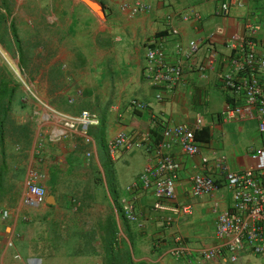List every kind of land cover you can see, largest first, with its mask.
<instances>
[{"label": "crops", "instance_id": "0c3cea01", "mask_svg": "<svg viewBox=\"0 0 264 264\" xmlns=\"http://www.w3.org/2000/svg\"><path fill=\"white\" fill-rule=\"evenodd\" d=\"M90 1L98 5V10L83 0H72L69 10H60L66 13V17L67 14L70 16L67 29L72 52L65 53L69 61L61 57H56L53 61L55 65L58 63L63 67L68 62L67 70L71 69L72 72L67 74L65 81L58 83L56 80L57 85L53 82L51 91L54 96L63 95L64 98L69 97V100L73 98L79 104L78 109L73 105L71 114L88 109L100 116L99 125L92 126L89 130L96 142L92 147L93 154L88 161L85 160L79 138H66L56 144H45L39 149L35 147V137L30 136L28 143V166L37 172L36 181L47 190L45 204L34 210H26L27 213L30 210L33 214L37 213L33 220L32 238L25 240H31L34 250L37 248L42 253L34 256L39 258V264H57L60 260L64 262L67 257H72L73 241L78 236L74 233L79 230L82 236L90 237L96 243V253H91L85 246L82 249L86 252L79 254L99 256L97 253L101 249L102 227L108 219L114 222L118 238L129 244L123 215L115 207L116 201L145 165L152 162V157L142 148H132L122 150L111 159L105 141L117 131L123 130L133 137L134 132L151 130L153 138H156L164 120L193 124L199 118L201 124L195 132L201 131L199 142L204 145L201 153L210 155L213 149L224 152L230 168L249 165L251 161L246 154L251 150L264 148L262 134L258 133L255 126L252 128L246 121L222 123L219 116L223 107L235 101L234 96L221 87L222 76L229 66L231 54L227 40L231 34L243 29L248 15L252 14L256 21L264 20V0H244L243 8L232 7L226 15L216 12L219 0H142L149 7L148 11L133 17L121 10L123 2L132 0ZM182 11H193L199 18L182 20L176 17L172 24L178 32L170 34L167 14H179ZM58 14L59 11L55 9L52 18L56 21L61 17ZM158 38H162L165 58L170 62L180 57L178 50L184 49L190 39L202 41L198 53L192 60L184 62L181 80L160 102L155 99V87L143 75L145 51L147 47L157 43ZM259 40L264 51L263 29L259 30ZM210 58L214 63L202 74L199 68ZM57 69L58 67L56 71ZM56 71L53 73L56 74ZM131 98L147 103V109L143 112L133 111L128 106ZM151 116H155L157 120L150 121ZM100 140L102 148L99 146ZM252 144L256 147H251ZM172 153L181 163L176 182L177 202L189 203L192 212L176 218L172 216L167 224L165 218L168 217V212L151 209L154 200L151 192L141 195L136 209L143 215L139 219L141 227L136 231L138 237L134 247L141 254L136 259L151 263L162 260L167 262L166 258H171L177 264H191L189 257L192 256L195 264H209L196 257L194 250L214 242L216 217L211 212L210 198L193 197L189 192L188 182L191 172L201 168V156L196 154L188 157L177 145ZM122 157L126 159V164L135 159L137 169L135 175L125 179V187L119 185L122 182L114 167V162ZM108 162L113 163L112 168L109 167L111 182L106 170ZM25 174L24 172L22 175L23 183ZM211 174L219 179L218 182L222 181L216 170H212ZM80 186L84 189H81V198L85 208L80 211L83 217H80V213L75 214L80 203L74 200V196H70L76 190L79 191ZM69 192L72 193L68 195ZM49 196H52V203L47 202ZM228 206L229 199L225 196L221 209ZM23 213V210L16 209L9 219L4 221L1 218L4 228L3 231L0 228V264H26L30 258L18 252L14 245V239L23 224ZM176 234H180L185 245L191 249L190 253L180 258H174L167 252ZM23 239L22 236L21 240L24 241ZM9 240L13 247H8ZM143 240L149 242L148 250L141 251L144 247L141 243ZM154 241L161 242L159 251L151 249ZM258 258L259 264L264 263L263 255H256L245 249L239 253L235 264H257ZM100 263L102 264V256ZM170 263L175 264L172 261Z\"/></svg>", "mask_w": 264, "mask_h": 264}, {"label": "built area", "instance_id": "2783aa9c", "mask_svg": "<svg viewBox=\"0 0 264 264\" xmlns=\"http://www.w3.org/2000/svg\"><path fill=\"white\" fill-rule=\"evenodd\" d=\"M244 6V0H219L216 12L219 15H226L232 7ZM148 9L149 7L142 0L121 4V10L126 11L129 17L137 16ZM176 13H168L166 16L170 22L168 26L170 34L178 32L176 26L172 24L176 17L182 20L199 18L193 11ZM251 15L246 17L243 29L231 34L227 40L231 54L229 66L222 76L221 87L234 96L235 101L223 107L219 116L222 123L253 120L256 130L262 134L264 133V51L259 40V30L263 29L264 33V20L256 21ZM201 43L200 39H190L184 49L178 50L181 55L173 62L165 58L162 38H158L157 43L147 47L143 75L155 87L154 96L157 101H163L181 80L184 62L192 60L198 53ZM213 63L214 60L210 58L205 65L200 66L201 73L204 74L205 69L212 67ZM20 81L25 87L24 95L33 100L30 119L37 128L32 134V137H35L36 149L45 144H56L66 138H79L84 149V158L88 161L93 154L92 147L96 143L89 130L92 126L99 125L100 116L88 109H82L77 114L63 112L31 91L29 80L28 83ZM24 100L27 102L26 99ZM147 105L136 98L128 100V106L133 111L143 112L147 109ZM151 120L157 119L151 116ZM200 124L199 118L193 124L164 120L156 138H153L151 130L134 132L133 137L119 130L108 138L105 147L111 159L122 150L132 148H142L152 157V162L145 165L136 178L125 187V192L118 197L115 207L125 220L140 224L139 219L143 213L136 209V204L141 195L151 192L154 199L151 209L168 212V217L165 218L167 224L170 223L172 216L176 218L190 214L192 206L189 203L177 202L176 182L181 163L172 153L174 146L177 145L188 157L196 154L201 156V168L192 171L189 176V192L193 197L210 198L211 212L216 217L214 242L195 249V256L209 264H235L238 262L239 253L245 249L264 256V148L251 150L246 154L252 161L249 165L230 168L226 154L216 149H213L210 155L201 153L204 145L195 138V129L200 127ZM212 170H216L221 175V182L215 180L211 174ZM37 177L35 170L32 168L28 170L18 211L38 208L45 204L47 190L44 185L36 181ZM225 196L229 199V206L221 209ZM10 217L11 213L8 209L1 211L3 220ZM21 220L27 221V215L23 213ZM8 245H13L11 240ZM159 245L160 241L156 246ZM167 252L174 258H180L190 253L191 249L185 245L182 236L176 234ZM191 257H189L191 264H195ZM33 260L29 259L26 264L40 263L39 260Z\"/></svg>", "mask_w": 264, "mask_h": 264}, {"label": "rangeland", "instance_id": "374dc122", "mask_svg": "<svg viewBox=\"0 0 264 264\" xmlns=\"http://www.w3.org/2000/svg\"><path fill=\"white\" fill-rule=\"evenodd\" d=\"M71 4L72 0H0V79L5 78L10 80L11 85L17 84L15 97L11 102L10 114L15 122H23L29 125L31 137L33 132L37 130L35 124L30 119L33 100L24 95L25 87L20 80L27 81V83L29 80L30 83L28 85L30 84L31 91L63 112L71 114L73 105H76V109L79 108V104H76L73 98L69 100V97L64 98L63 95L61 97L58 95L54 96L53 91H51V86L54 87L56 80H58V83L65 81L67 74L72 72L71 69L70 71L67 70V66H69L68 62L63 67L58 63L55 65V61H53L56 57L68 59L65 53H68V51L72 52L71 41L68 38L69 30L67 29L70 16L67 14L66 17V13H62L69 10ZM91 4L98 10L97 5L92 2ZM55 9L59 11L58 15L61 16L57 18V21L52 18ZM55 71L56 74L53 73ZM20 102H25L26 107H22ZM246 123L252 125V128L255 126L253 120L246 121ZM261 137L264 140V133H262ZM28 146L29 144H27V141L22 136L8 132L5 134L3 142L0 143V173L3 172L0 174L1 231L4 228V224L1 222V211L3 209H8L9 211L13 209L14 211L12 210L11 213H15L22 195L20 194V190L24 188L22 175L25 172L26 177L28 170L31 169L27 161L29 154ZM99 146L102 148L101 140L99 141ZM250 146L256 147L254 144ZM125 160L122 157L121 160L119 159L114 162L117 176L120 177V182H122L119 185L122 187L126 185L125 179H129L130 175H135L137 170L135 159H131L127 164ZM112 165L113 163L108 162V168L106 167L109 182H111V169L109 170V167L112 168ZM81 189L84 190L80 186L79 191L76 190L74 194L70 195L72 192L68 193V195L74 196L76 202L80 203L79 208L75 210V214L80 213L85 208L84 201L81 198ZM23 212L27 215L28 220L22 221L24 226L22 227L23 224L20 226L18 232L20 235H17L16 239H14V245H16L18 252L33 258L34 255L30 253V246L27 245L29 241L27 240L32 238L33 220L37 213L33 214L31 210L28 213L26 210H23ZM80 217H83V215L81 214ZM81 230L84 231L85 229ZM74 235H78L75 237L78 240L75 241V239L73 241V256L67 257L64 262L60 260L57 264H64L65 261H67L65 264H101L100 248L97 253L99 256L92 255L94 258L79 254L80 252H86L85 249H82L86 248L85 246H87L91 253H96V243L94 244L90 237L82 236L80 230L78 233H74ZM22 236L24 241L21 240ZM141 243L144 246L141 251L149 249V242L147 240H143ZM14 245L8 247H13ZM166 259L168 260L167 262L162 260L151 263L172 264L170 263L172 261L177 264L174 259ZM259 260L260 258H258L257 264H259Z\"/></svg>", "mask_w": 264, "mask_h": 264}, {"label": "trees", "instance_id": "16d2710c", "mask_svg": "<svg viewBox=\"0 0 264 264\" xmlns=\"http://www.w3.org/2000/svg\"><path fill=\"white\" fill-rule=\"evenodd\" d=\"M16 85L17 84L11 85V82L8 79H0V143L3 142L4 136L8 132L10 134L14 133L19 136H22L28 144L31 138L29 133L31 131L29 125L15 122V120L11 117L10 114L11 102L15 97V90L17 88ZM20 103L22 107H26L25 102ZM200 133L201 131L195 132V138L198 142L201 140ZM124 220L125 218L123 217L124 229L127 233L129 244L125 243L124 240H120L118 238V236L116 235L117 229L115 228V224L114 222L112 223L110 219L106 220V225L102 227L103 233L100 237V253L102 256V264H152L145 260L136 259V256L141 254L138 248H134L136 247L135 239L138 237L136 231L140 229V224L131 223L127 220ZM18 235H20V233ZM153 243L157 242H152L151 249L159 251V246H156L155 244L153 245ZM32 244L33 243L31 240L27 243V245L30 246L31 255H41L42 253H39V250L37 251V248L36 250H34ZM134 258L136 260H134Z\"/></svg>", "mask_w": 264, "mask_h": 264}, {"label": "water", "instance_id": "95a60500", "mask_svg": "<svg viewBox=\"0 0 264 264\" xmlns=\"http://www.w3.org/2000/svg\"><path fill=\"white\" fill-rule=\"evenodd\" d=\"M83 1H85L87 4H89L92 8H94L95 10H97V8H95V6H93L92 4H91V2L89 3V1L90 0H83ZM94 3V2H93ZM95 5H97L96 3H94ZM98 6V5H97ZM47 202L48 203H52L53 202V200H52V196H49V199H47ZM31 259H34V260H38L39 258H35V257H33V258H31Z\"/></svg>", "mask_w": 264, "mask_h": 264}, {"label": "clouds", "instance_id": "9594fccd", "mask_svg": "<svg viewBox=\"0 0 264 264\" xmlns=\"http://www.w3.org/2000/svg\"><path fill=\"white\" fill-rule=\"evenodd\" d=\"M31 259V258H30ZM39 260V259H38ZM39 262H40V260H39Z\"/></svg>", "mask_w": 264, "mask_h": 264}, {"label": "bare ground", "instance_id": "6f19581e", "mask_svg": "<svg viewBox=\"0 0 264 264\" xmlns=\"http://www.w3.org/2000/svg\"><path fill=\"white\" fill-rule=\"evenodd\" d=\"M34 261V260H33Z\"/></svg>", "mask_w": 264, "mask_h": 264}]
</instances>
